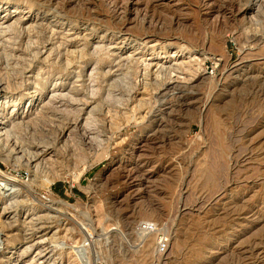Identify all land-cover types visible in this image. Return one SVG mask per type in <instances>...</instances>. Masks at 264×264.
<instances>
[{"label":"rangeland","instance_id":"1","mask_svg":"<svg viewBox=\"0 0 264 264\" xmlns=\"http://www.w3.org/2000/svg\"><path fill=\"white\" fill-rule=\"evenodd\" d=\"M0 4V264H264V0Z\"/></svg>","mask_w":264,"mask_h":264},{"label":"bare ground","instance_id":"2","mask_svg":"<svg viewBox=\"0 0 264 264\" xmlns=\"http://www.w3.org/2000/svg\"><path fill=\"white\" fill-rule=\"evenodd\" d=\"M243 1V0H242ZM240 2V1H239ZM18 6H20V5H16L15 6V9L13 10H11V12H7V11H4V13L2 14H0V24H1V26L2 27H0V33H2V32H5V31H7V30H10V29H15V31L17 32V33H19L20 31H19V29L17 28V26H18V23L21 21L22 22V25L25 23V21L27 20V19H32V16H33V13H29L30 11L29 10H27V11H19V8H18ZM3 7V4H0V9ZM2 10H4V9H2ZM0 12H1V10H0ZM19 12H21L20 14H18ZM12 16H14V19H12V20H10L11 19V17ZM21 17H23V18H21ZM252 18V17H251ZM22 19V20H21ZM34 20V19H33ZM29 24V23H28ZM32 24V23H31ZM20 26H21V24H20ZM32 27H33V25H31V26H22V28H25V29H32ZM33 30V29H32ZM31 33V32H30ZM27 35H28V33H27ZM35 35V34H34ZM9 37V36H8ZM1 38H3V37H1ZM31 38H34V37H31ZM19 39V38H18ZM34 43V42H33ZM181 47V46H180ZM207 54V53H206ZM26 56V55H25ZM167 57L168 56H171L170 54H168V55H166ZM165 56V57H166ZM221 56V55H220ZM223 56V55H222ZM222 56H221V58H219L218 60H221L222 59ZM191 57V56H190ZM194 58H195V56H194ZM191 59H192V57H191ZM204 57L203 58H201V60L198 58V60L200 61V62H198V67L197 66H195L194 65V63H192V65H190L189 66V68H187V71H189L190 72V76H188V77H186L184 80L185 81H191V82H193L194 80H195V82H200V80L203 82V81H205L206 80V78H205V80H203V77H200V76H202V72H201V69H202V66H203V64H204ZM27 60V59H26ZM223 60V59H222ZM190 61V60H189ZM183 62V61H182ZM184 71V70H183ZM3 81V80H2ZM2 81L0 80V91L2 90H5V85H2L1 86V83H2ZM6 81V80H5ZM175 81H180V80H175ZM7 82V81H6ZM166 82V81H165ZM169 82L170 81H167L166 83H164V85H163V89H165V88H167V89H169V88H171V87H173V84H169ZM183 83V82H182ZM185 83H187V82H185ZM190 83V82H189ZM214 83V82H213ZM56 84V83H55ZM176 84H178L177 82L176 83H174V85H176ZM193 84V83H192ZM8 85H9V83H8ZM182 85V84H181ZM212 85V84H211ZM214 85V84H213ZM184 86V85H183ZM188 86V85H187ZM22 87V86H21ZM179 87V86H178ZM8 88H9V86H8ZM175 88H176V86H175ZM236 88V87H235ZM185 90V89H184ZM237 90V89H236ZM27 91V90H26ZM171 91V90H170ZM177 91V90H176ZM181 91V90H180ZM41 92L42 91H40V92H37V93H34V97H32L31 99H30V102L32 101V100H36L37 98H39L38 96H40L39 94H41ZM166 92V91H165ZM169 92V91H168ZM10 93V92H9ZM164 93V92H163ZM167 93V92H166ZM183 93V92H182ZM259 94V93H258ZM59 95V94H58ZM165 95H167V94H165ZM178 95V94H177ZM222 95V94H221ZM7 95H4V97L3 98H5L4 99V103H5V101H7L6 100V98L8 97H6ZM215 96H216V94H215ZM173 97V96H172ZM175 97V96H174ZM213 97V96H212ZM9 98V97H8ZM15 98V97H14ZM214 99V98H213ZM163 100V99H162ZM13 101V100H12ZM214 101V100H213ZM145 103V102H144ZM3 104V101H1L0 100V105H2ZM207 104V103H206ZM15 108V107H14ZM14 108H11V110H10V112H9V114H7V110H5L4 108H1V109H4V110H0V128H3V126L9 121V118H10V116H12L13 115V113H14ZM23 108V107H22ZM20 111V110H19ZM6 113V114H5ZM10 115V116H9ZM14 116V115H13ZM15 119H17V118H15ZM27 119V118H26ZM149 119V118H148ZM155 120V119H154ZM11 121V120H10ZM10 121H9V123H10ZM145 121H146V119H145ZM156 121V120H155ZM19 122V121H18ZM12 123V122H11ZM146 123V122H145ZM8 124V123H7ZM164 124V123H163ZM157 125V124H156ZM9 126H11V124L9 125ZM72 126V125H71ZM87 127V126H86ZM71 128V127H70ZM155 128V127H154ZM9 129H10V127H5L4 128V132H7V131H9ZM73 129H74V127H73ZM87 129V128H86ZM17 130V129H16ZM145 130V129H144ZM156 130V129H155ZM2 131V130H1ZM12 131V130H11ZM70 131V129H69V127L68 126H65V127H61V129H60V132H61V134L63 135L64 133H66V132H69ZM13 132V131H12ZM12 132H11V134H12ZM155 133H156V131H154ZM154 133V134H155ZM2 134V133H1ZM14 136V135H13ZM5 141V140H4ZM15 141V140H14ZM63 141V140H62ZM92 139H88L87 140V143H89L88 145H92ZM9 145V144H8ZM19 145V144H18ZM45 145V144H44ZM43 145V146H44ZM47 145V144H46ZM41 146V145H40ZM93 146V145H92ZM45 150V149H44ZM43 150V151H44ZM40 152L39 154L38 153H36L35 155H34V158L32 159V160H35L36 158H38L39 157V155L41 154L42 156H44V154H45V152ZM43 153V154H42ZM38 154V155H37ZM37 155V156H36ZM40 155V156H41ZM110 155V154H109ZM27 156V155H26ZM37 160V159H36ZM36 166L38 165V162L35 164ZM9 178H12V177H9ZM12 179H14V178H12ZM45 180H50L49 178H46ZM13 191V193L15 194H17L18 193V191L17 190H15V189H12L10 192H12ZM7 207V206H6ZM242 207V206H241ZM5 210V209H4ZM178 212V211H177ZM2 222H3V220H2ZM147 223V222H146ZM153 223V222H152ZM0 226H1V224H0ZM142 226V225H141ZM162 228V227H161ZM156 230H158V228L156 227ZM165 229H163V231H164ZM166 232V231H165ZM164 232V233H165ZM163 236H161L160 238H162ZM28 240V239H27ZM26 241V240H25ZM39 241V240H38ZM15 253V252H14ZM15 258L13 255H11V256H9L8 257V259H10L11 261L12 260H14L13 258ZM14 263V262H13Z\"/></svg>","mask_w":264,"mask_h":264},{"label":"built area","instance_id":"3","mask_svg":"<svg viewBox=\"0 0 264 264\" xmlns=\"http://www.w3.org/2000/svg\"><path fill=\"white\" fill-rule=\"evenodd\" d=\"M142 225V227L145 229V230H150V229H152L153 228V223L152 222H150V223H143V224H141ZM165 231H161L160 233H159V235H160V237L161 236H163L162 238H160V237H158V241H157V243H158V246H159V248H158V250L159 251H161V250H163L165 247H166V245H167V242H168V236H167V234H168V231H166L165 233H164Z\"/></svg>","mask_w":264,"mask_h":264}]
</instances>
